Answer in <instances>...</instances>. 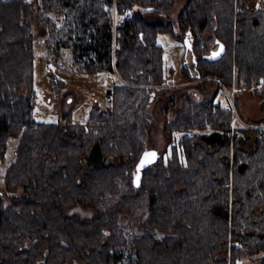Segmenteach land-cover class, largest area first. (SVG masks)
I'll use <instances>...</instances> for the list:
<instances>
[{"label": "trees", "instance_id": "1", "mask_svg": "<svg viewBox=\"0 0 264 264\" xmlns=\"http://www.w3.org/2000/svg\"><path fill=\"white\" fill-rule=\"evenodd\" d=\"M174 6L175 0H0V159L10 137L20 136L5 175L11 202L0 198V264H243L250 255L264 264L261 130L234 125V112L214 104L215 96L185 98L166 124L168 161L158 154L139 168L149 152L152 103L174 73L160 32L173 33L191 52L197 72L184 64L183 75L217 77L226 86L235 80L237 107L242 90L264 97L259 0H188L177 25ZM38 38L56 58L71 48L88 72L115 62L122 79L107 92L113 103L94 106L86 123L38 121ZM51 84L58 89L64 81L52 75ZM248 122L264 124V117ZM110 155L117 160L106 162ZM77 206L94 214L72 213ZM127 214L144 229L134 238L122 220Z\"/></svg>", "mask_w": 264, "mask_h": 264}, {"label": "rangeland", "instance_id": "2", "mask_svg": "<svg viewBox=\"0 0 264 264\" xmlns=\"http://www.w3.org/2000/svg\"><path fill=\"white\" fill-rule=\"evenodd\" d=\"M188 0H175V6L171 13L172 21L177 25L178 16L186 6ZM264 7V0H259ZM33 30L39 32L37 21L34 22ZM182 38L185 36L181 31ZM159 43L164 47V58L168 68H173L174 73L169 75L166 85L167 92L157 94L151 106L154 123L149 129L148 149L156 155L161 154L168 161L172 146L170 136L166 132V124L177 117L184 105L185 98H191L196 102H201L202 92L213 93L215 103L225 106L226 93L221 91L219 78L204 76L202 78L190 79V75L197 72L192 61V54L186 48V44L180 41L173 33L162 31L158 35ZM214 45L213 48H216ZM35 65H34V90L35 107L34 116L41 122H66L69 117L74 123H86L92 108L96 105L107 107L113 103L108 96V90L113 87L117 79L108 76L107 71L92 73L85 71L79 64L75 63L71 48H63L61 55L57 58L50 52L49 47L43 38H38L35 43ZM218 54V53H217ZM188 64L191 74L183 75V65ZM54 75V82L61 84L58 89L51 84V76ZM219 79V81H218ZM186 81L190 84L186 85ZM221 81V82H220ZM217 82V83H216ZM220 84V85H219ZM224 84V83H223ZM219 85V86H217ZM225 85V84H224ZM228 92L234 97L238 93L236 81L231 86H226ZM216 92V93H215ZM233 97V101H234ZM212 99V97L210 98ZM209 99V100H210ZM238 108L245 119L258 120L264 117V97L253 94L250 90H242L239 94ZM208 101V100H207ZM204 102V101H202ZM206 102V101H205ZM236 104V102L234 101ZM239 124V123H237ZM180 137V134H178ZM20 136H11L6 159H0V198L4 204H9L10 192L5 186V175L8 167L16 157V148L19 144ZM182 161H186L184 155L180 154ZM106 162L116 161L117 157L110 155L104 159ZM146 157L141 161L139 168H143L153 162ZM72 213L87 217L92 216V209L77 206L71 210ZM122 220L127 224V231L131 237L137 236L144 231L130 222L129 216L123 215ZM160 238L165 233L153 230ZM243 264H258V255H250L242 260ZM79 264V263H74Z\"/></svg>", "mask_w": 264, "mask_h": 264}, {"label": "built area", "instance_id": "3", "mask_svg": "<svg viewBox=\"0 0 264 264\" xmlns=\"http://www.w3.org/2000/svg\"><path fill=\"white\" fill-rule=\"evenodd\" d=\"M116 14H117V12H116ZM123 16L128 17L129 11L126 10L123 13ZM107 74H108V76H112L114 79H122L115 62H114L113 68L109 69L107 71ZM218 81H219V79H218ZM220 84H222L221 85V91L226 93L225 106L234 112V122H233L234 125L237 123H240L241 125H244L248 128L261 130V132L264 134V124H255V123L248 122V120L242 116L237 105L234 103L235 100L233 101V97H234L233 93L228 92L227 88L225 87V85L223 83H220ZM110 100L113 101V95L110 96Z\"/></svg>", "mask_w": 264, "mask_h": 264}, {"label": "crops", "instance_id": "4", "mask_svg": "<svg viewBox=\"0 0 264 264\" xmlns=\"http://www.w3.org/2000/svg\"><path fill=\"white\" fill-rule=\"evenodd\" d=\"M219 52V49H217V51H216V53H218ZM191 62H193V61H191ZM194 63V62H193ZM187 64V63H186ZM192 67L194 68L195 67V65L193 66L192 65ZM191 82L190 81H186V85L187 84H190ZM216 93V92H215ZM213 95V93H206V92H202L201 94H200V96L202 97L201 98V102L202 101H207V100H209L211 97H213L212 96ZM214 96H216V94H214Z\"/></svg>", "mask_w": 264, "mask_h": 264}, {"label": "water", "instance_id": "5", "mask_svg": "<svg viewBox=\"0 0 264 264\" xmlns=\"http://www.w3.org/2000/svg\"><path fill=\"white\" fill-rule=\"evenodd\" d=\"M186 43H187V46L190 47V43H189L188 37H186ZM215 54L217 55V53H215ZM147 154L148 155L146 156V158L149 159V160H153L154 158H156L158 156L155 153L153 155V153H151L150 151Z\"/></svg>", "mask_w": 264, "mask_h": 264}, {"label": "snow or ice", "instance_id": "6", "mask_svg": "<svg viewBox=\"0 0 264 264\" xmlns=\"http://www.w3.org/2000/svg\"><path fill=\"white\" fill-rule=\"evenodd\" d=\"M146 155H148V154H146ZM154 155V154H153Z\"/></svg>", "mask_w": 264, "mask_h": 264}]
</instances>
